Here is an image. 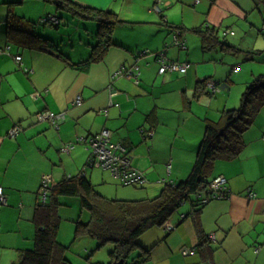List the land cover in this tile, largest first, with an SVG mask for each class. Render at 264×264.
I'll return each mask as SVG.
<instances>
[{
    "label": "crops",
    "instance_id": "obj_1",
    "mask_svg": "<svg viewBox=\"0 0 264 264\" xmlns=\"http://www.w3.org/2000/svg\"><path fill=\"white\" fill-rule=\"evenodd\" d=\"M20 1L0 0V187L7 199V205L0 207V264H19L23 254L33 250L44 177H49L52 187L65 178L85 176L109 200L154 199L167 185L189 177L207 125L219 124L224 111L241 103L244 86L264 76V5L258 9L253 0H71L110 10L123 21L113 32L118 46L109 47L103 59L89 63L86 71L76 65L89 60L94 46L89 36L96 28L79 31L75 39L83 45L80 52L73 51L76 35L67 33L69 44L54 41L52 30L62 31V22L49 25L45 33L38 30L41 26L36 28L47 39L45 45H17L7 39L8 18L15 15L30 21L29 13L20 10L28 1L44 4L40 21L47 16L63 18L52 7L60 9L56 3ZM172 25L199 39L193 29L210 26L230 45L258 54L247 59L244 53L220 49L204 52L201 40L186 33L181 37L186 41L183 49L173 44ZM224 31L231 33L224 36ZM247 34L255 39L249 49L239 43ZM158 52H164L167 60L188 63L187 72L159 73ZM226 53L249 64L226 69ZM209 80L221 84L220 91L211 94L205 85L203 92L201 86ZM235 85L239 87L234 92ZM44 112L64 115L59 128L39 121ZM263 116L264 108L245 133L246 147L239 157L214 163L209 180L225 178L229 196L210 200L197 216L188 200L189 207L178 209L167 220L173 229L154 227L143 234L141 248L151 249L145 264H264ZM15 128L18 133L11 135ZM104 130L111 132L113 144L127 151L131 168L144 174L143 185H123L110 170L91 165L86 140ZM68 144L74 148L63 151ZM62 200L57 240L67 248L65 256L71 249L93 255L96 241L74 240L77 223H87L89 213L79 196ZM203 236L212 239L207 242L210 256L203 251L207 244L199 249ZM183 249L192 252L185 254Z\"/></svg>",
    "mask_w": 264,
    "mask_h": 264
},
{
    "label": "trees",
    "instance_id": "obj_2",
    "mask_svg": "<svg viewBox=\"0 0 264 264\" xmlns=\"http://www.w3.org/2000/svg\"><path fill=\"white\" fill-rule=\"evenodd\" d=\"M22 1L24 0L20 2ZM41 1L56 3L60 9L67 13L70 12L73 16L98 23L97 43L92 47L89 60L77 64V69L86 71L89 63L103 59L104 53L109 47L118 46L113 40V32L115 27L123 21L112 11L82 6L71 0ZM253 1L258 9L260 5H264V0ZM42 20L40 23H34L15 15L9 16L6 28L7 39L17 45L29 48L37 47L39 43L45 45L47 39L37 33L36 28L39 24L48 25L51 23L57 27L61 22L60 24L50 21L45 23ZM171 27H173L171 36L177 31H179L180 38L184 36L185 32L181 27L173 25ZM193 31L200 36L204 52L220 49L235 54L244 53L247 59H252V55L258 54L230 45L226 38L222 39L217 30L210 26L194 28ZM168 46L169 44L166 47ZM259 58L254 56V59ZM207 82H203V86H201L203 92H205L204 86ZM218 87L221 89L220 85ZM240 105L239 108L224 111L219 124L214 122L207 125L194 168L189 177L174 186L167 185L154 199L109 200L98 193L93 183L85 176H71L52 186L47 200L36 208L34 220L37 230L34 248L23 254L19 264H73L65 256L67 248L57 240L61 222L58 209L63 205L64 197L73 196H79L82 208L90 215V220L87 223H77L74 240L91 238L97 242V249L108 244L114 246L109 252L110 261L108 263L96 262L94 264H118L121 261L123 264H145L151 256V249L141 248V253L131 260V263H128L132 253L140 247L139 239L142 235L154 227H162L188 200L195 207L194 213L197 216L205 205L200 202L198 192L207 191V187L212 181L209 178L215 161L233 160L242 154L246 147L244 135L264 108V76L249 84L242 95ZM197 225L199 233L202 234L198 221ZM203 240L199 249L212 239L209 236H203ZM207 245V249L205 247L203 250L201 247V250L210 256L212 248L209 244ZM208 264H212L211 261Z\"/></svg>",
    "mask_w": 264,
    "mask_h": 264
},
{
    "label": "built area",
    "instance_id": "obj_3",
    "mask_svg": "<svg viewBox=\"0 0 264 264\" xmlns=\"http://www.w3.org/2000/svg\"><path fill=\"white\" fill-rule=\"evenodd\" d=\"M159 9V7H156ZM47 23L53 21V23H59V21L51 16H47L42 20ZM231 33L230 31H224L223 35ZM234 33V32H232ZM173 44L181 46V48L186 49V41L181 39L179 36V31L173 35ZM168 45V44H167ZM1 52V51H0ZM161 66L159 68V73H186L189 64L181 63L179 61H170L166 59L164 52H158L156 54ZM17 62H20L22 57L17 55L15 57ZM235 72L238 71L237 68L234 69ZM133 74L129 72L128 75ZM207 88L211 92H218L220 88L212 81H208L206 84ZM81 101L77 100V104ZM64 118L63 114H55L53 112H44L38 115L39 121H48L53 127L59 128L61 120ZM18 133V129L15 128L10 134L15 135ZM82 140L79 139V142ZM87 148L91 152V165L102 168L104 170H110L112 174L116 176L117 179L123 185L141 186L145 183V177L142 172L136 169H132L130 166V159L127 157V151L121 147V145L113 144L111 142V132L108 130L102 131L100 134L90 137L86 140ZM74 148L73 144H68L63 147V151L68 152ZM51 189V181L48 176L44 177L41 186V199L43 202L47 200L48 194ZM229 190L227 188L226 180L223 177H217L213 179L210 185L207 187L206 192H198V198L201 203H208L210 200L215 199H225L229 196ZM250 198L254 196L253 193H249ZM7 205V199L3 193V188L0 187V207ZM168 231L173 229L170 221H166L163 225ZM185 254H189L192 251L189 249H183Z\"/></svg>",
    "mask_w": 264,
    "mask_h": 264
},
{
    "label": "rangeland",
    "instance_id": "obj_4",
    "mask_svg": "<svg viewBox=\"0 0 264 264\" xmlns=\"http://www.w3.org/2000/svg\"><path fill=\"white\" fill-rule=\"evenodd\" d=\"M42 6H44V4L41 2L28 1L24 5L20 6V10H25L26 13H29L27 17H28V19H30V21H32L34 23H40V18L38 16L42 12ZM50 6H52V5H50ZM52 7L55 8V10H58L59 12H61V14L63 15L62 20L60 18L59 23H56V24H60V22H62V24L60 26L62 31H60V30H54L53 31L52 30V34H53V37L55 39L54 41L56 43H58V44H69V40L67 38V33H70L73 36L76 35L74 38H72L73 39L72 41L75 42V44H76V48H74L73 51L74 52H80L81 48H83V45H80L81 42L75 38H77V36L79 35V31H84L85 27H90V28H96L95 33L93 35L89 36V40H90L92 46L96 45V43H97L96 35L98 32V23L96 21L79 18L78 16H73L70 12L67 13L63 9H58V7H56V5H53ZM44 18H46V17H44ZM44 18H42V19H44ZM50 22H53V21H50ZM51 24H48V26L43 25V24H39V26H41V27L40 28L37 27V28L41 33H45L46 30L49 32L50 28H51L49 25H51ZM45 26H47V28H45ZM51 26L56 27L53 24ZM79 27H81V28H79ZM77 28H79L78 31H77ZM218 30H221V29L218 28ZM233 30L237 34H241V30L239 28H233ZM67 31H69V32H67ZM185 33L187 36L190 35L191 37H194V38L196 37V38H198V40H201V39H199V37H197L196 35H194L191 32H185ZM222 39H223V37H222ZM230 39H232L231 41H235V38L234 39L231 37L228 38V40H230ZM243 39H244V42L242 43ZM243 39L239 41L242 48L246 47L249 49V47H251L252 45L255 46V39L252 36H250L249 34H247L246 37L244 35ZM62 40H64L65 42H63ZM68 50L70 51V49H68ZM250 51H253V50H250ZM219 52H221V51H219ZM224 57L227 59V61L225 62L226 63V69L229 68V70L235 64H239V63H242L244 65L249 64L248 61L244 60V58L236 57L235 55L230 54V53L229 54L226 53V55H224ZM233 61H239V62L234 63ZM235 68H237V67H235ZM249 84H251V83H249ZM249 84L247 86H244V89L247 88L249 86ZM238 87H239L238 85L234 86V89H233L234 92L237 91ZM244 91L245 90H243V92ZM240 98H241V96H240ZM240 104L238 105L237 108H239L241 106ZM263 118H264V116H263ZM185 205H187L189 207L190 203H185L184 205H182L179 208V210L184 208ZM90 248H89V250H91ZM112 248H113L112 245L108 244L102 248L96 249L94 251L93 255H90L88 252L80 253L79 250H76V249L75 250H73V249L68 250L66 253L68 255L67 257L70 259V261L73 264H94L96 262L107 263L109 261V255L108 254L112 250ZM141 251H142V249L140 246L132 253L130 259L128 260V263H131V260H133L137 255H139L141 253Z\"/></svg>",
    "mask_w": 264,
    "mask_h": 264
},
{
    "label": "water",
    "instance_id": "obj_5",
    "mask_svg": "<svg viewBox=\"0 0 264 264\" xmlns=\"http://www.w3.org/2000/svg\"><path fill=\"white\" fill-rule=\"evenodd\" d=\"M58 21H60V19H58V17H55ZM167 46V44H166ZM118 264H123V261L119 262Z\"/></svg>",
    "mask_w": 264,
    "mask_h": 264
}]
</instances>
